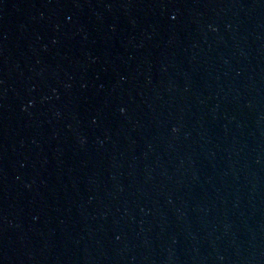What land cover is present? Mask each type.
<instances>
[{"label": "water", "instance_id": "95a60500", "mask_svg": "<svg viewBox=\"0 0 264 264\" xmlns=\"http://www.w3.org/2000/svg\"><path fill=\"white\" fill-rule=\"evenodd\" d=\"M0 264H264V0H0Z\"/></svg>", "mask_w": 264, "mask_h": 264}]
</instances>
